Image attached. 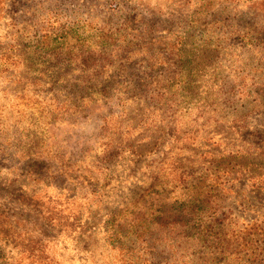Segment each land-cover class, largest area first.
Returning <instances> with one entry per match:
<instances>
[{"label": "clouds", "instance_id": "1", "mask_svg": "<svg viewBox=\"0 0 264 264\" xmlns=\"http://www.w3.org/2000/svg\"><path fill=\"white\" fill-rule=\"evenodd\" d=\"M0 264H264V0H0Z\"/></svg>", "mask_w": 264, "mask_h": 264}, {"label": "rangeland", "instance_id": "2", "mask_svg": "<svg viewBox=\"0 0 264 264\" xmlns=\"http://www.w3.org/2000/svg\"><path fill=\"white\" fill-rule=\"evenodd\" d=\"M181 207H183V206H181ZM204 209H203V207H201L200 208V211L202 212ZM162 210L161 209H157V213L159 214L160 212H161ZM209 231H211V227L209 226V229H208Z\"/></svg>", "mask_w": 264, "mask_h": 264}]
</instances>
